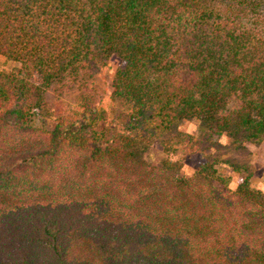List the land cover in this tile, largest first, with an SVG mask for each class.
I'll return each instance as SVG.
<instances>
[{"label": "trees", "instance_id": "trees-1", "mask_svg": "<svg viewBox=\"0 0 264 264\" xmlns=\"http://www.w3.org/2000/svg\"><path fill=\"white\" fill-rule=\"evenodd\" d=\"M113 54V126L30 123L59 82L91 117ZM0 57L20 63L0 71V264H264L247 176L230 186L214 152L191 176L144 156L264 142V0H0ZM185 120L201 134L170 138Z\"/></svg>", "mask_w": 264, "mask_h": 264}, {"label": "rangeland", "instance_id": "rangeland-1", "mask_svg": "<svg viewBox=\"0 0 264 264\" xmlns=\"http://www.w3.org/2000/svg\"><path fill=\"white\" fill-rule=\"evenodd\" d=\"M106 62V65L101 66L102 68L97 70L92 77L91 87L96 88V101L98 103L96 107L98 110L92 113L91 117L90 114L81 115L84 100L80 96L83 90L80 92L76 86L72 85L71 81L67 84L59 82L54 83L48 89L43 107L31 116L30 123L36 127H53L57 120L56 115L61 110L69 116H81L83 124L84 122L90 123L93 120L91 123L99 126L104 124H112L113 126L114 114L112 111L121 106V103L112 97L113 80L124 61L118 55L113 54ZM19 68V62L0 57V71H13ZM235 105L236 102L232 103L231 107ZM199 125L198 120H185L170 131L169 137L172 138L181 133L199 135L201 134ZM193 142L194 140L188 145L180 144L176 150H168L162 142L156 141L147 148L144 156L155 164H161L167 159L177 161L181 173L191 176L203 161V153L208 155L214 152L220 159L216 163V167L221 174L229 178L230 186H237L241 179L247 176L252 187L264 192V142L259 144L248 143L245 148L234 150L230 147V140L223 136L220 138L218 145L216 144L210 150L204 152L195 150L196 146Z\"/></svg>", "mask_w": 264, "mask_h": 264}]
</instances>
